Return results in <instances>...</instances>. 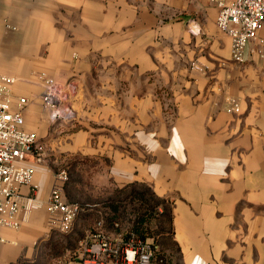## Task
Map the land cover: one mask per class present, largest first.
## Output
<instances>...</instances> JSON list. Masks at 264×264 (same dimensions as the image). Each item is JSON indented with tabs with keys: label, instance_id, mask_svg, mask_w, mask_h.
<instances>
[{
	"label": "crops",
	"instance_id": "obj_1",
	"mask_svg": "<svg viewBox=\"0 0 264 264\" xmlns=\"http://www.w3.org/2000/svg\"><path fill=\"white\" fill-rule=\"evenodd\" d=\"M216 15L211 0H0V75L47 139L46 162H23L38 197L62 154L95 159L107 185L150 187L174 242L154 264H264V48L234 61ZM43 76L75 85V123L51 126ZM50 222L41 209L0 228V264L33 262Z\"/></svg>",
	"mask_w": 264,
	"mask_h": 264
},
{
	"label": "built area",
	"instance_id": "obj_2",
	"mask_svg": "<svg viewBox=\"0 0 264 264\" xmlns=\"http://www.w3.org/2000/svg\"><path fill=\"white\" fill-rule=\"evenodd\" d=\"M216 8V26L231 41V56L238 63L245 61L249 43L264 40L258 32L264 27V0H211ZM10 29L9 26H5ZM16 79L0 75V228L18 229L31 213L45 209L51 217L50 230L69 233L80 205L64 198L69 174L66 169L53 173V181L45 201L38 197L39 186L33 182V172L23 165L28 159L36 164L45 161V149L37 137L25 130L23 113L30 100L14 97ZM41 104L51 123L70 122L75 118L71 103L75 95L72 82L58 83L41 77ZM226 110L239 113V102L230 98ZM153 247L130 235L107 233L101 221L96 222L80 242L79 264H152Z\"/></svg>",
	"mask_w": 264,
	"mask_h": 264
},
{
	"label": "rangeland",
	"instance_id": "obj_3",
	"mask_svg": "<svg viewBox=\"0 0 264 264\" xmlns=\"http://www.w3.org/2000/svg\"><path fill=\"white\" fill-rule=\"evenodd\" d=\"M71 105L75 110L73 101ZM76 120L77 117L75 115V118L70 122L56 121L51 126L63 127L66 124L75 123ZM43 140L47 139H38L44 146V162H46L48 157ZM54 163L55 171L66 169L69 174V181L66 184L64 192L65 200L78 203L83 208H86L87 205L92 206L93 208L91 209L93 211L90 210L91 212L89 213L91 215L85 214L84 211L81 212L69 233L51 231L50 238L40 243L37 258L31 263L19 262L18 264H79L78 251L80 242L84 239L86 231L96 220H103L106 230L115 233L114 235L121 234L124 237L125 233L129 231L132 222L140 214L138 212L139 204L137 201L125 199L126 192L121 197L115 198V194L120 188L105 184V180L101 178V176H104L103 170L99 171L95 169L97 165L95 159H82L79 155L69 157L62 154ZM96 182H98V185L95 184ZM108 201H114V204L117 206V212L113 213L105 206V203ZM96 209L98 210L97 212L95 211ZM162 209L163 207L159 206L157 211L155 210L158 213H154L144 223L145 234L152 236L154 238L153 244H157L158 247H160L161 238L167 232L166 217L161 214L159 215V210Z\"/></svg>",
	"mask_w": 264,
	"mask_h": 264
},
{
	"label": "trees",
	"instance_id": "obj_4",
	"mask_svg": "<svg viewBox=\"0 0 264 264\" xmlns=\"http://www.w3.org/2000/svg\"><path fill=\"white\" fill-rule=\"evenodd\" d=\"M125 192L127 193L126 196H124L125 199H129V200L131 199V200L137 201V203L139 204L138 212H140V214L137 216V219L132 222V225L129 228V231L127 233H125L124 238H127L130 235H134V237H136L137 239H139L141 241L150 242L152 247H153L152 264H154V262L164 263L166 260V254H165L164 250H166L167 248H174L173 247L174 242L172 239L171 217L168 213V208H167L166 202L161 200L160 198H158L154 194V192L151 190L150 187L143 185V184H130V185H127L125 187H121L117 191V193L115 194V198L121 197V195H123V193H125ZM115 203H116V201H115ZM105 206L107 208H109L111 210V212H113V213L117 212V206L114 204V201H108L107 203H105ZM159 206L163 207L162 210H159V212H160L159 215L161 214L164 217H166V227H167V232L164 233L166 235L163 238H161L160 243L158 242L160 247H158L157 244H153L154 238L152 236H147L145 234V228H144V223L147 222L148 219L151 218L154 213H158L156 211H157ZM91 208H93V207L87 205L86 208H83V206L80 205V212L78 213L74 224L76 223L78 216L81 214V212L84 211L85 214L88 213V215H91V213H89V212H91L90 210H92ZM95 211L97 212L98 210L96 209ZM98 221L102 222L103 228L107 233L113 234V235L115 234V233H112V232L106 230L103 220L98 219L86 231V235L93 228V225ZM86 235H85V237H86ZM78 263H79V260H78Z\"/></svg>",
	"mask_w": 264,
	"mask_h": 264
}]
</instances>
